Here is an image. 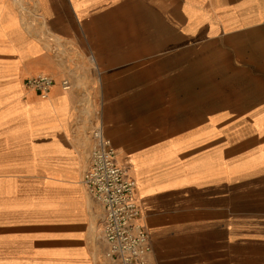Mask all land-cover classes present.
Here are the masks:
<instances>
[{
    "label": "crops",
    "instance_id": "0c3cea01",
    "mask_svg": "<svg viewBox=\"0 0 264 264\" xmlns=\"http://www.w3.org/2000/svg\"><path fill=\"white\" fill-rule=\"evenodd\" d=\"M96 120L153 264H264V0H0V264H95Z\"/></svg>",
    "mask_w": 264,
    "mask_h": 264
},
{
    "label": "built area",
    "instance_id": "2783aa9c",
    "mask_svg": "<svg viewBox=\"0 0 264 264\" xmlns=\"http://www.w3.org/2000/svg\"><path fill=\"white\" fill-rule=\"evenodd\" d=\"M52 83L50 78L39 76L27 80L24 86L44 97ZM62 88L69 89L66 80L62 81ZM94 125L81 184L104 213L100 235L105 246L104 257L113 264H153L149 236L138 223L141 214L135 200V183L117 165L114 149L104 137L99 123Z\"/></svg>",
    "mask_w": 264,
    "mask_h": 264
},
{
    "label": "rangeland",
    "instance_id": "374dc122",
    "mask_svg": "<svg viewBox=\"0 0 264 264\" xmlns=\"http://www.w3.org/2000/svg\"><path fill=\"white\" fill-rule=\"evenodd\" d=\"M90 77H92V76L90 75ZM91 84H95V82H93V79L91 81ZM85 91H89V90L85 89ZM87 101H88V103H91V99H89ZM96 123H97V120L92 123L91 130L94 129V127L96 126L94 124H96ZM88 158H89V156H88ZM87 164H88V160H87ZM99 222H100V220H99ZM99 222H97V224H94V227H92V229H91L92 230V233H91L92 245H93L94 249L96 250V254L94 256V263L95 264H106V262H108V261L103 256L104 244H103L101 237H100L101 231H100V227H99ZM107 264H111V263H107Z\"/></svg>",
    "mask_w": 264,
    "mask_h": 264
},
{
    "label": "bare ground",
    "instance_id": "6f19581e",
    "mask_svg": "<svg viewBox=\"0 0 264 264\" xmlns=\"http://www.w3.org/2000/svg\"><path fill=\"white\" fill-rule=\"evenodd\" d=\"M64 81V80H63ZM78 84H79V86H80V81L78 80ZM90 133H91V130H90V132H89V135H90ZM81 183V182H80ZM81 185V184H80ZM85 195H87V197L89 198V200H91L90 199V197L88 196V194H85ZM92 201V200H91ZM95 205V208H97V209H100L101 211H102V208H101V206H100V204H97V203H95L94 201H92Z\"/></svg>",
    "mask_w": 264,
    "mask_h": 264
},
{
    "label": "water",
    "instance_id": "95a60500",
    "mask_svg": "<svg viewBox=\"0 0 264 264\" xmlns=\"http://www.w3.org/2000/svg\"><path fill=\"white\" fill-rule=\"evenodd\" d=\"M88 156H89V153H88ZM87 160H88V157H87Z\"/></svg>",
    "mask_w": 264,
    "mask_h": 264
}]
</instances>
